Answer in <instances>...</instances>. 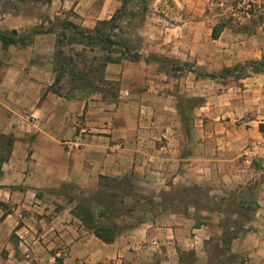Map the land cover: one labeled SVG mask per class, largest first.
Segmentation results:
<instances>
[{"label": "crops", "instance_id": "1", "mask_svg": "<svg viewBox=\"0 0 264 264\" xmlns=\"http://www.w3.org/2000/svg\"><path fill=\"white\" fill-rule=\"evenodd\" d=\"M122 1L0 0V31H33L0 41V264H264V163L240 158L264 141V72L232 69L264 60V9L213 38L210 0L148 7L139 59L113 48L96 90L54 92L62 23L91 34ZM102 179L143 207L108 243L74 212Z\"/></svg>", "mask_w": 264, "mask_h": 264}, {"label": "trees", "instance_id": "2", "mask_svg": "<svg viewBox=\"0 0 264 264\" xmlns=\"http://www.w3.org/2000/svg\"><path fill=\"white\" fill-rule=\"evenodd\" d=\"M148 1L150 0H123L121 7L108 20L98 21L91 34L84 33L71 22L62 23V30L57 33V49L54 55V70L56 76L53 82V91L60 94V84L62 81L69 86V89L92 88L96 90V88H98L97 83L104 82V67L108 62H113L115 60L110 55L112 48H114L113 50L117 47L123 48L121 52L122 56L125 54L127 58H131L132 60L139 59L140 55L138 53H129L135 47L132 45V39L119 36V33L122 31L120 20L125 14L131 15L133 18L137 17V10H140V14L143 16L148 8ZM129 6H133L132 9H129ZM216 28L217 27H214L212 31L213 38L217 36ZM66 30H71L72 32L69 34ZM114 31L116 32L113 33ZM32 32L33 31H29L27 34L17 35L15 30L0 31V41L3 45L15 42L25 43L26 40H29ZM69 43L82 44L84 46L83 50H85V47L90 49L97 44L102 50H106L109 54L104 55L102 59L100 58L101 60L99 62H97L99 58L95 57L90 61H86L80 54H77V58L71 54L65 53L62 46ZM249 65L252 66V72H264V60L250 61L244 65L235 66L232 69L239 68L241 70H247ZM189 70H191V68ZM68 90L65 94L70 95V91L68 92ZM121 180L102 179L94 196L84 202L77 200V204L74 207L75 214L81 219L83 224L93 230L98 238L107 243L112 242L121 229L129 226L132 227L140 223L142 219L140 212L143 207L141 205H131L125 212L128 213V216L124 217L125 213H122L120 209H116L114 207L115 203H108L106 199H104L108 194L110 196L114 195L113 192L107 193L103 190L106 183L109 181L119 182ZM127 184L129 186V181H127ZM119 202L123 203V199H119ZM118 210L121 211V214L116 217L115 213Z\"/></svg>", "mask_w": 264, "mask_h": 264}, {"label": "rangeland", "instance_id": "3", "mask_svg": "<svg viewBox=\"0 0 264 264\" xmlns=\"http://www.w3.org/2000/svg\"><path fill=\"white\" fill-rule=\"evenodd\" d=\"M153 0L148 1V11H150L153 8H167L169 5L172 3L170 0H161L157 2L156 4H152ZM246 1H252V0H210L208 6L206 7L205 14L208 15L209 17H216L217 20V28L221 25H228V26H235L239 28L240 26H243L245 24H239L234 19L230 16V9L234 6L237 5L239 2H246ZM129 9H132L133 6H129ZM128 12V11H127ZM136 16L133 18L131 15L125 14L121 18V24H122V31L119 33V36L122 38L129 37L132 39V45L135 46L138 43V38H137V33H138V28L142 25L143 17L148 16V20L154 21V18L149 14L144 13L143 16L140 14V10L136 11ZM173 23L175 22V18L173 15L168 13L166 16L161 19V21ZM144 21H147V19H144ZM114 31L113 33H115ZM69 33V32H68ZM136 42V44H135ZM66 54H71L74 57H77V54H80L84 57L86 61H90L93 57L99 58V50L101 49L99 45H94L92 48H85L86 50H83V47L77 45L74 46L73 48H70V46H66L63 48ZM113 49V48H112ZM117 49V48H116ZM98 55V56H97ZM104 55L101 56V59ZM78 58V57H77ZM101 59H99L97 62H99ZM174 64V63H173ZM187 66V65H186ZM189 67V65L187 66ZM74 191V197L77 198L78 201L84 202L88 200L90 197L94 196L96 193L97 189H76V187H73ZM104 191L107 193L113 192L114 195L110 196H105L104 199L108 203L113 202L115 203L114 207L116 209H120L122 213L126 212L127 208H130L131 205L135 204L136 201L138 202V198H136V192L132 190V188L128 187L127 184V179H122L119 182H107L106 185L104 186ZM123 199V203L119 202V199ZM106 202V203H107ZM118 210L115 213V216L117 217L119 214H121V211ZM128 213H125L124 217H127ZM122 224V223H121ZM120 224V225H121ZM188 262L191 261L189 257L186 259Z\"/></svg>", "mask_w": 264, "mask_h": 264}, {"label": "built area", "instance_id": "4", "mask_svg": "<svg viewBox=\"0 0 264 264\" xmlns=\"http://www.w3.org/2000/svg\"><path fill=\"white\" fill-rule=\"evenodd\" d=\"M264 9V0H252L246 2H239L236 6L230 9V16L239 24L248 23L254 16L256 10ZM2 16V15H1ZM0 16V17H1ZM247 70L251 71L252 66L249 65ZM127 95L128 93L125 92ZM81 147V139L73 140L67 146V153L69 155L78 151ZM241 160L244 163H252L260 161L264 163V141L249 143L242 151Z\"/></svg>", "mask_w": 264, "mask_h": 264}]
</instances>
